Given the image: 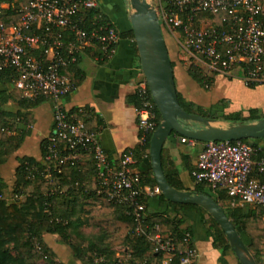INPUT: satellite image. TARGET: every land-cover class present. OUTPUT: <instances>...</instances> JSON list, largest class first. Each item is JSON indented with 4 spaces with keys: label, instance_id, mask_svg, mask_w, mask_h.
Instances as JSON below:
<instances>
[{
    "label": "built area",
    "instance_id": "built-area-1",
    "mask_svg": "<svg viewBox=\"0 0 264 264\" xmlns=\"http://www.w3.org/2000/svg\"><path fill=\"white\" fill-rule=\"evenodd\" d=\"M154 7L188 64L210 76L240 74L247 85L264 83V0H155ZM98 8L99 0H0V15L4 10L18 15L13 23L0 22V81L9 68L10 82L24 97L42 95L52 101V129L40 174L50 177L63 165L92 156L96 192L126 207L135 232L146 237L151 252L160 254V264H195L197 250L188 230L170 235L162 233L159 224L147 223L146 201L161 191L157 185H141L133 150L111 162L83 115L63 105L62 98L74 89L63 68L77 63L90 49L100 61L116 52L121 37L113 20L96 24L100 12L90 19L93 28L84 27L89 10ZM221 14L218 25L216 16ZM135 92L140 98L135 111L141 143L156 129L155 104L142 72ZM180 141L194 144L196 140L180 135ZM191 174L195 183L223 188L234 201L258 205L264 215V154L258 155L250 143L203 141ZM55 191L62 192L58 187L50 189Z\"/></svg>",
    "mask_w": 264,
    "mask_h": 264
},
{
    "label": "trees",
    "instance_id": "trees-1",
    "mask_svg": "<svg viewBox=\"0 0 264 264\" xmlns=\"http://www.w3.org/2000/svg\"><path fill=\"white\" fill-rule=\"evenodd\" d=\"M100 12L101 18L96 19V24L102 20L111 19L102 8L89 10L88 21L84 27L89 30L93 28L94 25L90 21L94 15ZM221 16L222 14L216 16L218 25H221ZM201 17H205V15ZM17 18L18 15L15 12L4 10V14L0 15V22L10 24ZM161 29H163V25H161ZM119 30L120 37H130L135 44L130 22L127 30L120 28ZM175 46L176 51H180L176 42ZM169 55L171 54L169 53ZM76 64L66 66L62 70L70 77L74 88L81 82L80 71ZM172 64L174 66L173 60ZM9 72V68L5 69L0 81V164L7 161L9 156L22 144L25 136L30 133L29 124L32 121L30 109L46 99L42 95L35 98L24 97L21 91L10 82ZM187 72L204 89H208L213 83L214 76L206 74L193 63L187 65ZM255 85L257 84L248 86L254 87ZM69 95L70 93L64 97ZM131 98L135 107H138L140 105L138 94L134 92ZM177 98L181 107L187 112L207 117L212 121L253 122L264 117V107L263 111L258 108H249L246 114H243L241 111H225L227 107L225 100L206 108L187 101L179 91H177ZM9 101L16 104L15 111L7 107ZM81 111L83 112V109ZM153 111L156 121L155 128H157L160 114L155 105ZM71 112L77 116L83 115L78 108ZM83 117L87 128L90 129L91 118L86 115ZM138 135L141 137L142 132L138 131ZM151 135L152 132L147 134L143 142L132 149L136 158V167H139L144 154L150 161ZM255 139L241 140L257 148L258 155H263L264 150L259 148ZM46 143L47 138L41 141L42 156L40 159L32 156L17 158L19 164L15 168V181L9 198L5 196L7 184L0 177V264H64L56 259L55 252L46 243L44 239L46 233L56 234L59 241L68 246L72 256L82 264H139L141 262L160 264V254L151 252L146 237L135 232L134 219L126 213V207L113 204L105 196L96 192L97 183L93 178L95 165L92 156L86 157L75 165L65 164L62 166L61 172H53L50 177L39 173L44 168ZM162 166L167 181L172 186L183 189L177 172L166 171L163 162ZM139 171L141 185H157L151 167L148 171ZM193 183V191L211 196L221 205L239 234L240 231L248 234L251 242L245 244L249 252L257 264H264V252L259 251L260 237L264 236L261 208L258 205L249 204L255 208L253 211L245 212L240 208V202L234 201L228 196L225 189H213L205 183H195L194 180ZM54 187H58L62 192H50V189ZM158 196L173 206L174 214L173 216L167 212L149 214L146 201V221L150 225L159 224L160 231L165 234L181 235L188 230L180 227L183 223L181 210L186 208L203 210L197 205L171 202L162 193ZM210 221L213 232L217 238L225 242V248H228L230 244L224 238L223 230L211 216ZM82 227H97L102 231L99 234H84L80 230ZM117 245H122L125 250L123 258L117 256L115 251ZM40 259L43 262H40Z\"/></svg>",
    "mask_w": 264,
    "mask_h": 264
},
{
    "label": "crops",
    "instance_id": "crops-1",
    "mask_svg": "<svg viewBox=\"0 0 264 264\" xmlns=\"http://www.w3.org/2000/svg\"><path fill=\"white\" fill-rule=\"evenodd\" d=\"M101 8L122 30L129 28L128 10L120 0H99ZM127 14H126V13ZM94 50H87L77 62L81 82L68 97H63L64 107L69 111L75 108L83 109V115L91 118L90 129L97 133L99 142L110 161L115 163L119 155L129 149H134L139 143L137 115L132 94L141 78V68L136 45L130 37H121L116 52L107 60H96ZM175 56V55H174ZM174 61L173 73L176 90L187 100L204 107L221 100L227 102L225 111H241L246 114L249 108L264 107V83L249 87L236 76L215 75L212 85L204 89L187 72V63ZM182 59V58H181ZM208 74V72H205ZM209 75V74H208ZM7 107L15 111L16 104L9 101ZM87 108V109H85ZM88 111V112H87ZM32 121L29 124L30 133L25 136L22 144L5 161L0 164V177L6 182L5 196H11L15 181V168L19 164L17 158L32 156L40 159L42 156L41 141L52 129V101L48 98L30 109ZM228 121L211 120V124L224 126ZM231 123V122H229ZM255 142L264 150V137L256 138ZM203 146L202 141L189 144L180 141V135L169 136L162 147V162L166 171H176L183 189L194 187L191 170L195 166L198 152ZM151 163L144 154L140 160L139 170L145 172ZM148 212H167L173 216L174 208L158 195L147 200ZM245 212L254 210L253 205L241 204ZM183 217L181 228H186L192 234L193 244L197 250L195 264H240L231 246L225 248V242L217 238L211 228L210 215L204 209L186 208L180 211ZM264 222V215H261ZM244 243L251 242L244 231H240ZM224 238L226 236L224 235ZM46 243L53 249L56 259L64 264H82L75 259L67 245L61 243L56 234L46 233ZM227 240V238H226ZM228 242V240H227ZM259 251L264 252V236L260 237Z\"/></svg>",
    "mask_w": 264,
    "mask_h": 264
},
{
    "label": "water",
    "instance_id": "water-1",
    "mask_svg": "<svg viewBox=\"0 0 264 264\" xmlns=\"http://www.w3.org/2000/svg\"><path fill=\"white\" fill-rule=\"evenodd\" d=\"M128 20L138 51L140 68L152 100L160 114V122L150 138L149 158L153 176L162 195L175 203L200 206L223 230L240 264H257L225 210L211 196L190 189H178L166 179L162 166V147L172 134L198 141L237 140L264 137V117L253 122L215 126L207 117L187 112L177 98L173 64L161 29L156 9L147 0H128ZM187 121L202 123L193 128Z\"/></svg>",
    "mask_w": 264,
    "mask_h": 264
},
{
    "label": "rangeland",
    "instance_id": "rangeland-1",
    "mask_svg": "<svg viewBox=\"0 0 264 264\" xmlns=\"http://www.w3.org/2000/svg\"><path fill=\"white\" fill-rule=\"evenodd\" d=\"M119 1V0H118ZM150 4L154 5L155 6V0H147ZM120 2H122L123 4L126 5L127 7V10H128V13L131 11V7L129 5V2L128 0H120ZM162 32H163V36L165 38V41H166V45H167V48L169 50V53L171 54V56L174 58V59H177L176 61L179 63L180 62H186L188 64L187 61H185L184 59H181L182 58V53L180 51H176V46H175V40L173 38V36L167 31L166 27L163 26V29H162ZM175 55V56H174ZM187 123L193 127V128H198V127H202L203 124L202 123H199V122H193V121H187ZM214 124V123H213ZM212 124V125H213ZM230 123L229 122H226V124L224 126H228ZM216 126V125H215ZM81 232L84 233V234H88V233H95V234H99L102 229L100 228H97V227H94V228H91V227H82L81 229ZM115 251L118 255L119 258H123L124 256V248L122 247V245H117L115 246ZM40 262H43V260H39Z\"/></svg>",
    "mask_w": 264,
    "mask_h": 264
}]
</instances>
